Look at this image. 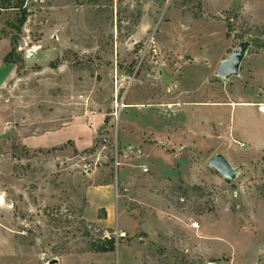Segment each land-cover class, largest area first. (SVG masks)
Listing matches in <instances>:
<instances>
[{"label":"rangeland","instance_id":"rangeland-1","mask_svg":"<svg viewBox=\"0 0 264 264\" xmlns=\"http://www.w3.org/2000/svg\"><path fill=\"white\" fill-rule=\"evenodd\" d=\"M15 3L0 8V56L12 49L18 75L0 88V264H264V148L231 154L244 166L227 181L206 164L227 139L183 131L210 110L186 103L264 100V0ZM244 41L239 74L215 76ZM95 115L84 149L18 140L72 117L81 133ZM156 174L178 180L148 187ZM104 183L111 208L89 207ZM107 236L114 251L94 252Z\"/></svg>","mask_w":264,"mask_h":264},{"label":"crops","instance_id":"crops-1","mask_svg":"<svg viewBox=\"0 0 264 264\" xmlns=\"http://www.w3.org/2000/svg\"><path fill=\"white\" fill-rule=\"evenodd\" d=\"M5 53L6 50L2 52L0 56V88L7 82L8 79L14 76H18L14 64L4 63L2 61ZM262 64L263 66L261 69L262 75L260 89L264 93V62ZM191 104L193 103L185 104L186 106L191 107L190 112H192L193 109L196 113L197 110H200V107H208L210 108V110L207 114L203 113V116H200L197 120H191L190 117L188 119H185L183 128H186V130L183 131H185V133H189L192 138L198 136V138L204 139V141H219L222 137H225V139H227L228 141V147L226 148V150L213 151L211 153V156L215 154H222L228 160L232 167L238 168V172L236 175L237 177L240 173V170L243 168L244 163L238 165L234 164L230 160V155L233 153L249 154L252 156L253 160L254 157L264 148V133H261V131L264 129V110L262 107V105L264 104V100L262 99L261 101V99H234L227 102L203 101L200 103H196L194 107ZM237 110L239 112H237V114L245 113L249 115L248 120L246 121L245 119H241V123H238V121L235 122ZM89 121V124L92 122V124L90 125L91 127H88L83 123L82 126H85L86 128L81 129V133L77 128L79 118L72 117L65 123L66 125H62V123L57 124L55 122L53 126L50 125L51 128L49 129H46L39 133H29L22 135V137L18 138V140L20 144L23 145L28 151L61 149L64 147V144L68 143L67 141L72 144L73 149H84L91 145L94 139L96 127L98 126L99 121L100 123L102 122V118L99 115H95L90 117ZM6 127L7 128L5 129V133H7V136H10L13 130L10 126ZM154 131L155 133H159L156 130ZM3 133L4 129L0 127V140L6 137V135L3 136ZM241 140H246L250 143V146L247 150H242L239 146L240 143L243 144ZM3 152L4 151L1 152L0 149V153ZM168 178H170L171 181L168 180ZM142 180L147 181L148 184L146 185L150 187L155 184L163 186L166 184L167 180L171 185L178 179L173 177L171 178L170 175L167 176L164 174H156L154 176H148ZM166 187L169 188L168 185H166ZM147 193H149L148 189ZM112 194V185L109 183H104L102 185L96 186H88L86 195L88 198L89 207L96 205L97 207L101 208H111ZM140 194L143 197L145 195V192Z\"/></svg>","mask_w":264,"mask_h":264},{"label":"water","instance_id":"water-1","mask_svg":"<svg viewBox=\"0 0 264 264\" xmlns=\"http://www.w3.org/2000/svg\"><path fill=\"white\" fill-rule=\"evenodd\" d=\"M247 42L239 43L229 55L220 60L214 69V75L221 79H228L239 74L240 64L248 50ZM30 57V53L27 54ZM207 166L219 173L224 180H234L236 178L238 168L232 167L228 160L222 154L211 156L207 162ZM56 262V260H53Z\"/></svg>","mask_w":264,"mask_h":264},{"label":"trees","instance_id":"trees-1","mask_svg":"<svg viewBox=\"0 0 264 264\" xmlns=\"http://www.w3.org/2000/svg\"><path fill=\"white\" fill-rule=\"evenodd\" d=\"M16 3L14 7L21 8L22 2L24 0H15ZM11 0H0V8H3L5 4H9ZM25 10H22V13H24ZM12 49H10L5 56L3 57L2 61L4 63H12V61L9 59V54L11 53ZM104 122H107V119L104 120ZM91 248L94 252L98 253H106V252H112L115 249V238L113 236H107L100 238L98 240H95L91 244Z\"/></svg>","mask_w":264,"mask_h":264},{"label":"built area","instance_id":"built-area-1","mask_svg":"<svg viewBox=\"0 0 264 264\" xmlns=\"http://www.w3.org/2000/svg\"><path fill=\"white\" fill-rule=\"evenodd\" d=\"M240 146H243V144H240ZM115 165H119V162H117V159L115 160ZM147 168L145 166L142 167V171L147 172ZM24 233V232H22Z\"/></svg>","mask_w":264,"mask_h":264},{"label":"bare ground","instance_id":"bare-ground-1","mask_svg":"<svg viewBox=\"0 0 264 264\" xmlns=\"http://www.w3.org/2000/svg\"><path fill=\"white\" fill-rule=\"evenodd\" d=\"M262 107H263V110H264V104L262 105Z\"/></svg>","mask_w":264,"mask_h":264}]
</instances>
